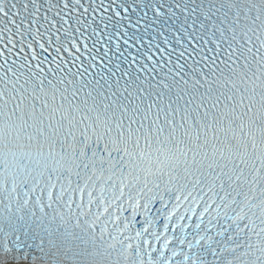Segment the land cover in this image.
<instances>
[{
    "label": "snow or ice",
    "instance_id": "1",
    "mask_svg": "<svg viewBox=\"0 0 264 264\" xmlns=\"http://www.w3.org/2000/svg\"><path fill=\"white\" fill-rule=\"evenodd\" d=\"M0 264H264V0H0Z\"/></svg>",
    "mask_w": 264,
    "mask_h": 264
}]
</instances>
